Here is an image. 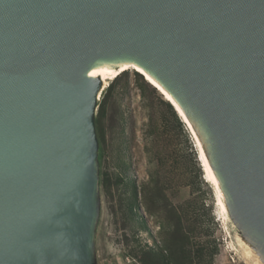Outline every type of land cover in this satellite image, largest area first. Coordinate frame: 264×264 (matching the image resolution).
Wrapping results in <instances>:
<instances>
[{
  "label": "water",
  "instance_id": "obj_1",
  "mask_svg": "<svg viewBox=\"0 0 264 264\" xmlns=\"http://www.w3.org/2000/svg\"><path fill=\"white\" fill-rule=\"evenodd\" d=\"M115 55L195 105L264 236V0H0V264H90L100 79L85 72Z\"/></svg>",
  "mask_w": 264,
  "mask_h": 264
},
{
  "label": "rangeland",
  "instance_id": "obj_2",
  "mask_svg": "<svg viewBox=\"0 0 264 264\" xmlns=\"http://www.w3.org/2000/svg\"><path fill=\"white\" fill-rule=\"evenodd\" d=\"M183 99L217 163L216 135ZM93 103L90 264H264V236L242 223L232 200L224 217L221 181L206 178L194 136L155 87L129 69Z\"/></svg>",
  "mask_w": 264,
  "mask_h": 264
},
{
  "label": "bare ground",
  "instance_id": "obj_3",
  "mask_svg": "<svg viewBox=\"0 0 264 264\" xmlns=\"http://www.w3.org/2000/svg\"><path fill=\"white\" fill-rule=\"evenodd\" d=\"M129 69L140 73L149 84L155 87L163 95L166 101L171 103L181 120L185 123L187 128L194 136L199 150L200 161L202 163L201 166L204 168L203 170L206 178L215 184H219L221 181L222 188L220 184L217 185V200L221 206L222 213L226 218L227 212L225 213V211H227V208L228 211L230 210L229 201L231 200V195L226 186L224 176L219 170L217 164L211 161L191 120L189 110L173 85L165 77L157 73L153 68L147 66L141 60L129 55H115L95 59L89 63L85 72V76L92 79H100L102 82L101 87L106 89L109 86L110 81H113L119 75L123 74ZM228 214L230 215V213Z\"/></svg>",
  "mask_w": 264,
  "mask_h": 264
},
{
  "label": "trees",
  "instance_id": "obj_4",
  "mask_svg": "<svg viewBox=\"0 0 264 264\" xmlns=\"http://www.w3.org/2000/svg\"><path fill=\"white\" fill-rule=\"evenodd\" d=\"M138 74L141 75L140 73H138ZM121 75H122V74H121ZM121 75H119L118 77H120ZM141 76H142V75H141ZM118 77H117V78H118ZM117 78H116V79H117ZM114 80H115V79H114ZM170 104H171V103H170ZM173 108H174V107H173ZM174 110H175V109H174ZM175 111H176V110H175ZM176 113H177V111H176ZM98 114H101L100 106H99ZM177 114H178V113H177ZM178 116H179V115H178Z\"/></svg>",
  "mask_w": 264,
  "mask_h": 264
}]
</instances>
